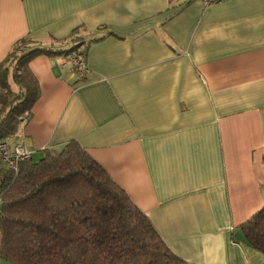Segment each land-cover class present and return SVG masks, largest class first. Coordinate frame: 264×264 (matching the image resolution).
Segmentation results:
<instances>
[{
  "label": "crops",
  "instance_id": "0c3cea01",
  "mask_svg": "<svg viewBox=\"0 0 264 264\" xmlns=\"http://www.w3.org/2000/svg\"><path fill=\"white\" fill-rule=\"evenodd\" d=\"M21 38L56 51L28 64L31 160L73 140L188 264H264L240 228L264 203V0H0V63Z\"/></svg>",
  "mask_w": 264,
  "mask_h": 264
},
{
  "label": "trees",
  "instance_id": "16d2710c",
  "mask_svg": "<svg viewBox=\"0 0 264 264\" xmlns=\"http://www.w3.org/2000/svg\"><path fill=\"white\" fill-rule=\"evenodd\" d=\"M53 52L21 38L0 63V139L16 143L19 116L28 117L39 97L28 64ZM44 151L39 161L20 162L16 175L0 170L4 264H188L77 142L58 153ZM240 228L264 254V203Z\"/></svg>",
  "mask_w": 264,
  "mask_h": 264
},
{
  "label": "built area",
  "instance_id": "2783aa9c",
  "mask_svg": "<svg viewBox=\"0 0 264 264\" xmlns=\"http://www.w3.org/2000/svg\"><path fill=\"white\" fill-rule=\"evenodd\" d=\"M206 7L214 2L221 0H201ZM24 48H21L22 51ZM67 62L72 69L76 71L77 76L82 79L87 71L84 51L80 46L73 45L66 54ZM21 121H25L26 115L19 116ZM32 150L28 148L23 142L11 143L7 140L0 139V162H2L8 169L16 175L18 172V165L20 162L30 160L32 157ZM3 204L0 196V209ZM1 264V261H0Z\"/></svg>",
  "mask_w": 264,
  "mask_h": 264
},
{
  "label": "rangeland",
  "instance_id": "374dc122",
  "mask_svg": "<svg viewBox=\"0 0 264 264\" xmlns=\"http://www.w3.org/2000/svg\"><path fill=\"white\" fill-rule=\"evenodd\" d=\"M44 155V153L43 152H40V153H38V155L37 154H35L34 156H33V161H39V157H42Z\"/></svg>",
  "mask_w": 264,
  "mask_h": 264
}]
</instances>
